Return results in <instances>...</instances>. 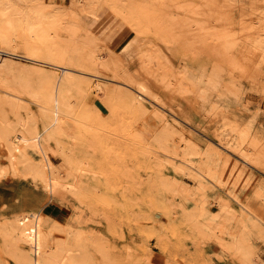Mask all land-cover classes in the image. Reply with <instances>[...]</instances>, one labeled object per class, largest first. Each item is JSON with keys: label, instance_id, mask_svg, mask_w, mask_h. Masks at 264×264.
<instances>
[{"label": "rangeland", "instance_id": "1", "mask_svg": "<svg viewBox=\"0 0 264 264\" xmlns=\"http://www.w3.org/2000/svg\"><path fill=\"white\" fill-rule=\"evenodd\" d=\"M117 2L124 5L121 14L130 7L133 16H120L112 0H94V14L72 0H11L4 8L8 33L21 38L19 51L26 53L33 42L39 58L48 61L4 55L14 58L16 72L0 91L21 96L7 113L9 121L31 110L39 129L49 123L42 105L71 79L53 64L59 59L53 40L77 56L98 45L112 64L96 76L72 72L93 85L82 101L68 93L75 107L66 112L64 134L43 137L57 176L53 192L36 185L26 168L31 159L42 161L38 149L29 146L14 160L0 138V224L8 226L0 229V264H27L20 256L26 243L17 214L32 219L41 211L52 220L45 226L54 229L57 264L72 262L79 248L85 258L80 264H251L231 244V230L259 253L252 259L264 264V0ZM64 60L74 64L70 57ZM126 75L150 89L143 99L157 114L129 101L127 94L136 90L123 83L134 85ZM226 139L249 152L252 165L226 152ZM223 152L244 165L245 173L234 170ZM206 162L205 171L199 169ZM179 184L186 187L183 207ZM236 186L262 208L261 216L231 195ZM205 207L214 211L212 227L192 219L193 210Z\"/></svg>", "mask_w": 264, "mask_h": 264}, {"label": "bare ground", "instance_id": "2", "mask_svg": "<svg viewBox=\"0 0 264 264\" xmlns=\"http://www.w3.org/2000/svg\"><path fill=\"white\" fill-rule=\"evenodd\" d=\"M9 1L11 2V0H0V41L3 40L4 44L8 45V46L6 45L8 48H2L1 44H0V50L6 51L9 54V56L20 57V58H23V59L28 60V61L48 62L46 60H43V59L39 58V56L37 54V52H38L37 45H35V43H33V42H30V43H28L26 45V47H27V50H26L27 52L26 53H22V52L19 51V48H18L19 46L18 45L21 44V38H19L18 35H14V34L8 33L7 29H8L9 26L6 23L4 15H3L4 8H5V6L7 5V3ZM57 1H64V0H57ZM72 1L77 6L82 7L83 10H87V11L89 10L88 12H92V7H93L92 3L94 2V0H72ZM205 3L208 6L207 1ZM208 3H210V2L208 1ZM214 3H215V1L213 2V4ZM213 4H211V5L213 6ZM206 5L205 6L202 5V6L205 7V9H206ZM112 6H113V8L116 10V12L120 16L123 15L124 17L126 16V15H124V14H126L125 12H127L128 9L130 8V7L128 8V6H125V7L128 8L127 11H125L124 14H121L122 9L124 8V5L123 6H119V3L117 2V0H112ZM200 8H201V6H200ZM214 8H216V6H214ZM201 10H202V8H201ZM128 12H127V14L129 16H126V18L130 17V15L133 16L132 13H134V12H132L131 14H129ZM202 12L205 13L203 10H202ZM202 12H200V13H202ZM92 14H94V13L92 12ZM219 15H221V14L218 13L217 16L219 17ZM215 16L216 15H214V17ZM188 17H190V16H188ZM133 18L135 19L137 17H132L131 19L133 20ZM225 18H226V20L229 19L228 17H225ZM224 20L225 19H222L220 21L223 22ZM129 22H130V20H129ZM140 22H141V19H140ZM224 22H226V21H224ZM230 22H227V23L230 24ZM246 24H247V22H246ZM212 25H214V24H212ZM225 26L227 27L228 25H225ZM225 26H224V29H226L227 32H230V29H229L230 27L228 26L229 28H225ZM242 26L244 27L243 30L246 27L247 28L250 27L249 24H247V26L246 25H242ZM246 29H245V31H246ZM202 30L204 31L205 29H202ZM206 30H208V29H206ZM206 30H205V32H207ZM167 32L168 31L166 30L165 34ZM168 33H169L168 34L169 36L174 37V36L170 35V32H168ZM202 34L204 35L205 33H202ZM215 34H214V38L216 37ZM168 35H167V37H168ZM210 35H208V36H210ZM229 36L231 37V35H229ZM235 36L236 35H234V36L232 35L233 39L235 38ZM225 37L222 39L223 42H225L228 39V35L225 36ZM164 39H166L165 36H164ZM212 39H213V37H212ZM169 40H167V41L169 42ZM170 42H172V41H170ZM217 42H218V40H217ZM210 43L213 44L212 42H210ZM84 44H86V43H84ZM92 44H94V42ZM92 44H91V46H93ZM16 46H18V47H16ZM97 46L95 45L94 49H92V47H89V48H91V50H86L85 55L77 56V52H73L72 50L70 51L67 48L62 47V46L59 47L58 44H57V39H55V41L53 40V49L55 50V53H57L58 56H59L58 61L56 63H53V64L58 66V67H60L63 70L64 74L71 76V79L68 80L67 86H65L64 90L62 92H60V95H59V93L58 94L55 93L54 96L49 99V102H50L49 105H45V104L42 105V108H43L42 111H41L42 116H43V118L45 120L49 121V123L46 124V126L44 127L45 128L44 130H41V129L38 128V125L36 124V119H35L34 115L31 113L32 112L31 110H28L27 117L24 116V115L18 114V118L15 121H9L8 118L6 117L7 113L9 111L13 110V108L17 107V105L20 103L19 98L21 96H19L18 94H15L13 92H9V91H4V92L0 91V138L4 141V144L8 148V151L10 153L11 158L14 159V160L17 159L18 157H20V155L27 153L29 146H34V147H36L38 149L39 153L41 154L42 161H36L35 159H31L30 162H28V165H26V168H27V170H29V171H31L33 173V181L36 183V185L42 184L44 187L49 189L50 192L51 191L53 192L55 190V188H56V184H57V178L56 177L57 176L55 175L54 163L52 162L50 155L48 154V152L46 151V149L44 147L43 137L45 135L48 139L49 138L55 139V138L60 137L67 130V128H68L67 127L68 126L67 122L68 121L64 119L65 115L67 114L66 112H70L71 109H72L71 111H73V108L75 107L74 104H73L74 107L71 108V104L70 103H73V102H69V100L72 99L69 96V94H68V93L71 92V90H72V92H71L72 94L73 93L74 94L78 93V95H79V96H77V98H78L77 100L78 101H82L81 99H84V98L86 99V96L92 90V88H90V87H92L93 82L91 80L87 79V78H85L86 79L85 80L83 77L74 76L73 75V73H74L73 71L81 72L82 74H84V73L88 74L89 73V74H93V75L96 76V75H99V74H96V71H99L100 69H102V70L106 69L107 67L111 68L110 66H111L112 63L109 61V59H107V57L105 55H103L102 52H100L98 50ZM95 47H97V48H95ZM212 48L210 50H212ZM9 56H2V57L0 56V88L1 89H4L5 88L4 86L7 84V82L12 80L15 77V72H16L15 69H14V64H15L14 62L15 61H14V58L9 57ZM68 57H70L72 62H74L73 65L65 63L64 59H66ZM77 58L82 59V62H81L82 64L78 61L79 59H77ZM86 74H84V75H86ZM82 78L85 81L82 80ZM126 79H128V82L129 81L133 82V84L136 87L134 85H132L131 83L130 84L127 83V82H123V83H125V84L129 85L130 87L134 88V90H136V93L139 95V96H137V94L135 93L136 94L135 95L133 92L132 93H128L127 94L128 98H130L129 101H132L134 104H136L137 106H140L144 110H147V111L148 110H152L153 112L155 111L154 113L157 114V111H160V110L153 109L150 105H148L144 101V99L146 98L145 96H148L147 93H149L150 89H148L146 87V85L143 84V83L139 84V82H138V84H135L134 81H133L134 79L132 80V78H129V77L127 78V75H126ZM135 82H137V81H135ZM95 86L98 89H100L102 87L100 82H97L95 84ZM120 87H118V88H120ZM73 89H75V90H73ZM121 90L123 91L122 88H121ZM121 90H119V91H121ZM125 90H127V89L124 88V91ZM130 90H132V89H130ZM73 91H75V92H73ZM122 91H121V93H122ZM126 92H123V93L125 94ZM106 93H107V90H106ZM113 93H112V95H113ZM116 93L120 94L119 92H116ZM69 97L71 99H69ZM153 104H154V102H153ZM134 107H136V106H134ZM139 111L141 112L140 109H139ZM86 113H87V111H86ZM81 115H83L82 112H81ZM90 116L92 118V115H90ZM93 116H94V114H93ZM162 116H163V114H162ZM81 117H83V116H81ZM88 117H89V115H88ZM82 119H84V117ZM95 119H97V118H95ZM101 121H103V120H101ZM94 122H96V121H94ZM66 123H67V125H66ZM99 123H101V122H99ZM103 123H104V121H103ZM167 123H169V122H166V124ZM152 125H151V127H153ZM171 126H173V125H171ZM154 127H156V126L154 125ZM148 128L150 129L149 131H152V128H150V127H148ZM159 129H161V127ZM160 131H162V130H160ZM163 132H164V130H163ZM80 133L82 134V132H80ZM155 134H156V132H155ZM158 135H157V137H159ZM168 135L166 136V138L168 137ZM154 136H156V135H154ZM82 137H83V135H82ZM160 139H162V138H160ZM229 140L230 139H228V140L226 139V141L224 142L226 144L225 146H223L221 144L222 147L224 149H226V152L229 151L231 154H233L235 157H237V159H239L242 163L247 164V165H252V162H254L253 161V159H254L253 156L249 152H246V151L244 152L241 149H239V150L236 149L235 146H234L235 147L234 148L233 145L231 143H229ZM214 152H216V151H214ZM221 152L222 151H220V153ZM223 154H224V152H223ZM223 154H221V155L219 154V155L223 156ZM22 156H24V155H22ZM224 156L226 157L225 160L227 162L231 163L230 166L234 165L233 169L236 168L238 170H240V169H244L245 170L246 167H244V165H242L240 162H238V160L237 161L234 160L230 155H226V153L224 154ZM225 157H223V158H225ZM227 165H228V163H227ZM207 166H209V162H206L204 165H200L199 169H202V170L205 171V167H207ZM195 168H196V166H195ZM244 170H240V171H244ZM202 173H203V171L201 172L200 176L202 175ZM241 173H243V172H241ZM244 173H245V171H244ZM223 182H224V180H223ZM202 185H203V183H202ZM177 187H179L178 189L181 192V196L179 197V200L177 199V201H179L178 202L179 206L183 207L184 203H185L184 202L185 201V196H183V195H185L186 187L184 185H182V184H179ZM240 189H239L238 186H236L231 191V195H233L238 200L243 201L242 204L244 203V205H245V203L247 202L246 204L248 205L250 203V202H248L249 196H248V198H246V196L242 193L243 189L241 190V192H240ZM241 201H239V202H241ZM249 201H250V199H249ZM225 204L228 205V201L226 199H225ZM247 205H246V207H247ZM249 205H251V207H252V209H251L250 206H249L250 208L248 207L249 210L250 209L253 210L252 214H254V211L257 212V214H255V215H258V212H262L263 213L262 208L258 207L254 202L253 203L251 202ZM243 207L246 208L245 206H243ZM240 214H242L241 216H244V213L242 211L240 212ZM192 216H193V218L190 217V216L189 217L192 218L197 225L205 226V227H212L213 223H214V220L216 218L215 214H214V211L212 209H209V208L207 209L206 207L203 210H201L200 212H197V211L193 210ZM259 216H261V214H259L256 217L258 218ZM16 219H17L16 220L17 221L16 225L21 230L20 236L26 243L25 249H23L22 250V254H20V256L22 255L21 260H23V262H25L27 264H57L58 263V259L55 258V256L52 253V250H51L52 248H54V244L56 242L55 240L52 241V231H54V229L52 228L51 230L47 231V227L45 226V225H47L48 223H50L52 221L51 217L48 214L44 215V213H42V211H41L40 213H37L32 219L28 218V216H26V215H24L22 213L17 214V218ZM260 219H261V217H260ZM262 220H264V219H262ZM259 221H261V220H259ZM256 224L258 226V223L255 221L254 226ZM257 226H256V228H257ZM1 228L6 230V229H8V226L4 222L3 224L2 223L0 224V229ZM230 233H232V235H233L231 244L239 250V253H241L243 255L242 258L245 259L246 261L249 260V262L251 264H257V261H255V259L253 260L252 257L253 256L259 257L260 256L259 253L257 251H254V250L250 249L249 246L246 245L245 241L241 237H239L237 235V233H235V230H231ZM6 238H8V236ZM69 245H70V243L66 242V246H69ZM83 254H84L83 250L79 248L78 252L75 253V255H74V260L72 262H70L69 264H74V263L80 264L85 259Z\"/></svg>", "mask_w": 264, "mask_h": 264}, {"label": "crops", "instance_id": "3", "mask_svg": "<svg viewBox=\"0 0 264 264\" xmlns=\"http://www.w3.org/2000/svg\"><path fill=\"white\" fill-rule=\"evenodd\" d=\"M57 206L55 203H54V207ZM63 215L64 216H68V214H66V211L64 210L63 211ZM216 249H220V247H218L217 245H215Z\"/></svg>", "mask_w": 264, "mask_h": 264}, {"label": "built area", "instance_id": "4", "mask_svg": "<svg viewBox=\"0 0 264 264\" xmlns=\"http://www.w3.org/2000/svg\"><path fill=\"white\" fill-rule=\"evenodd\" d=\"M6 54H7L6 51H2V50H0V56H1V57L4 56V55H6Z\"/></svg>", "mask_w": 264, "mask_h": 264}]
</instances>
